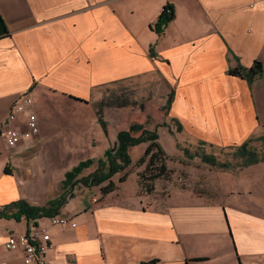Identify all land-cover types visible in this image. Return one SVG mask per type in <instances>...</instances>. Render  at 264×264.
<instances>
[{
    "label": "crops",
    "instance_id": "obj_1",
    "mask_svg": "<svg viewBox=\"0 0 264 264\" xmlns=\"http://www.w3.org/2000/svg\"><path fill=\"white\" fill-rule=\"evenodd\" d=\"M167 3L175 17L160 35L152 25ZM256 60L264 67V0H0V205L25 199L44 206L63 191L71 169H62L64 159L36 163L44 152L35 151L36 142L47 138L35 109L42 97L74 96L105 107L114 102L100 88L151 75L170 87L165 105L174 92L168 115L183 141L221 148L264 141V71L252 84L230 73ZM23 94L32 103L12 125L24 130L32 110L40 131L10 146L7 118ZM102 131L109 148L110 136ZM87 141L99 143L94 135ZM250 168L257 175L251 181L239 175ZM261 171L264 159L222 171L208 191L174 189L161 196L126 194L132 175L138 184L135 173L107 195L96 186H82L81 193L76 187L57 214L76 226L53 224V215L36 222L0 216V264H28L23 250L6 242L33 225L51 235L49 264H264ZM146 195L152 200L145 206L139 196Z\"/></svg>",
    "mask_w": 264,
    "mask_h": 264
},
{
    "label": "rangeland",
    "instance_id": "obj_2",
    "mask_svg": "<svg viewBox=\"0 0 264 264\" xmlns=\"http://www.w3.org/2000/svg\"><path fill=\"white\" fill-rule=\"evenodd\" d=\"M155 79L151 75H144L137 80H133L132 84L121 86V88L119 86L117 88L109 86L98 90V92H103L104 94L109 93L107 98L110 99L108 101H113L114 104H116L114 100L117 98L119 100L122 98L127 99L128 103H130L125 106L107 105L102 109L104 118L108 121L110 146L116 145L118 131L128 129L131 123L139 122L145 124L146 128L158 129L160 134L159 141L167 153L166 162L171 169V174L170 177L159 179L156 182V190L153 195L161 196L170 193L174 189L195 190L196 192L208 191L210 188L206 186L207 183L212 181L216 184L219 173L222 171L232 168H243L241 166L243 158L235 152L234 147L221 148L207 142L205 144L200 142L192 143L183 141L181 134L176 135L177 124L168 115L169 111L165 107L166 95L170 87L161 80L153 81ZM259 86L261 99L264 101V80L260 82ZM44 96L46 97V94ZM53 97L51 99L49 97L48 99L39 98V102L35 100L36 112L41 122L44 123L42 137H44V132L47 137L41 143H39V140L36 142L35 151L41 147L44 150L42 156H36L37 165H43L46 162L50 163L49 160L52 157L60 160L63 158L62 169L66 170L74 167L81 160L102 154L105 148H108V140H104V136H101L103 131L98 123L97 105L94 106L92 104V106L62 95ZM262 109L264 111V106ZM260 118L263 119L264 117ZM164 122L167 125H164ZM92 135L99 140L96 147L88 144L87 138ZM4 145L0 137V150ZM145 147L146 144L143 143L131 148L130 154L134 161H137L143 154ZM252 148L260 155L264 154V141L255 140L252 143ZM202 152L214 154L220 162H227L231 166L224 169L206 163L202 160ZM95 159L97 160V158ZM96 167L97 162L86 169L83 174L90 173ZM139 168V166L134 165L128 170H130V173L137 174L138 170H141ZM252 169L241 171L239 175L242 178L245 176L250 181L256 179L257 175L253 174L255 171L251 172ZM125 171L113 177L116 183L119 182L120 175L124 174ZM263 172L261 171V173ZM135 177L136 175H132L123 186V191L126 194H131L136 190L137 192L139 191ZM81 187V185L78 186L77 193H81L79 190ZM98 189H100V186H96L94 191H98ZM139 197L145 206L152 200L147 195Z\"/></svg>",
    "mask_w": 264,
    "mask_h": 264
},
{
    "label": "trees",
    "instance_id": "obj_3",
    "mask_svg": "<svg viewBox=\"0 0 264 264\" xmlns=\"http://www.w3.org/2000/svg\"><path fill=\"white\" fill-rule=\"evenodd\" d=\"M175 11L171 3H167L162 12L160 13L157 21L152 25V28L160 35L165 31L168 24L174 19ZM152 56H157L154 47H151ZM264 71V67L261 61L256 60L250 67L237 66L230 69V73L234 75H243L249 81L253 83L254 80L261 77ZM76 100L84 101V99L74 97ZM174 92H170L165 107L169 109V106L173 100ZM103 101L97 105L96 113L98 122L102 126L106 135L109 134L108 121L104 118L103 114ZM128 103L127 99L122 101L117 98L116 104L118 106H125ZM167 125L166 122L163 123ZM183 127L181 123H178V131H182ZM160 134L157 128H146L145 124L134 122L131 123L128 129H121L117 133L116 145H111L104 152V156L95 159L93 157L81 160L77 165L72 167L65 173L63 180L62 193L52 199L47 205L39 206L30 204L25 199H18L11 203L0 205V216L7 218L20 219L24 216L27 220H33L51 216L61 213L62 208L68 202L69 198L74 197V190L79 185L92 188L100 186L102 194L107 195L118 189V183L113 180V177L125 171L119 177V182H125L128 176L131 174L130 167L136 165L141 170H138V193L151 194L156 190V182L159 179L168 178L171 174L166 159L167 153L159 141ZM248 140L242 145L235 148V152L243 158V164L241 166H248L259 162L264 159V154L261 156L259 153L250 146ZM146 144L143 154L134 161L130 154L131 148L139 144ZM201 144L205 142L200 141ZM202 160L211 165L219 166L220 168H228L231 166L227 162H220L214 154L202 152ZM97 162V167L88 174L83 172L93 166ZM7 170V169H5Z\"/></svg>",
    "mask_w": 264,
    "mask_h": 264
},
{
    "label": "built area",
    "instance_id": "obj_4",
    "mask_svg": "<svg viewBox=\"0 0 264 264\" xmlns=\"http://www.w3.org/2000/svg\"><path fill=\"white\" fill-rule=\"evenodd\" d=\"M32 103V98L29 94H23L13 104V107L7 118V126L5 129V138L10 146H16L24 138H32L37 136L40 127L38 124V117L34 111L28 112L26 120V128L19 129L12 125L16 121L19 113L27 111V107ZM53 224H70L76 226V222L69 216L53 215L50 217ZM30 233L22 234L20 236L11 234L6 247L10 249L20 248L24 252L25 262L28 264H49L47 259L48 252L52 247L51 235L47 228L38 225H33Z\"/></svg>",
    "mask_w": 264,
    "mask_h": 264
}]
</instances>
